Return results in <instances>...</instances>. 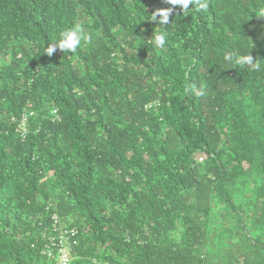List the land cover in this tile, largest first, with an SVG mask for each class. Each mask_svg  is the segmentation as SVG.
<instances>
[{"label":"trees","instance_id":"trees-1","mask_svg":"<svg viewBox=\"0 0 264 264\" xmlns=\"http://www.w3.org/2000/svg\"><path fill=\"white\" fill-rule=\"evenodd\" d=\"M207 3L0 0V264L56 263L50 213L69 264H264V0Z\"/></svg>","mask_w":264,"mask_h":264},{"label":"clouds","instance_id":"clouds-1","mask_svg":"<svg viewBox=\"0 0 264 264\" xmlns=\"http://www.w3.org/2000/svg\"><path fill=\"white\" fill-rule=\"evenodd\" d=\"M165 3L172 5L173 7L178 6L180 11L185 14L190 11L189 4H194L195 0H164ZM198 7L200 9H207L208 3L207 0H198ZM173 12V8L167 9H158L151 15L152 21H157L159 25H165L169 22V15ZM260 17H264V12L260 13ZM152 42L158 48H164L167 41L166 33L158 32L151 37ZM91 40L90 35H87L82 26H74L72 28L67 29L59 34L58 38L50 44L47 49L46 53L51 55L57 49L61 50L62 52H75L83 42H89ZM222 60L229 66L235 65H243L249 66L253 71L260 70V64L253 59L251 55L247 52H243L239 49H232L224 52L222 54ZM151 103H147L145 107L150 106ZM52 114H56V110L53 109L51 111ZM33 114L32 111H23L18 118L13 119L17 122V131L23 137L27 132V121L29 117ZM203 158V154L197 156ZM65 264H68L67 260H65Z\"/></svg>","mask_w":264,"mask_h":264},{"label":"built area","instance_id":"built-area-1","mask_svg":"<svg viewBox=\"0 0 264 264\" xmlns=\"http://www.w3.org/2000/svg\"><path fill=\"white\" fill-rule=\"evenodd\" d=\"M50 220L52 221V233L47 237L45 252L47 254L55 253V264H65V260L69 264L71 260L70 248L77 244V230L75 227L63 223L55 213H50Z\"/></svg>","mask_w":264,"mask_h":264}]
</instances>
